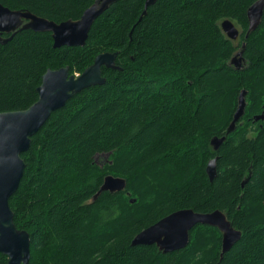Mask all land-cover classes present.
I'll return each mask as SVG.
<instances>
[{
    "label": "trees",
    "instance_id": "16d2710c",
    "mask_svg": "<svg viewBox=\"0 0 264 264\" xmlns=\"http://www.w3.org/2000/svg\"><path fill=\"white\" fill-rule=\"evenodd\" d=\"M95 1L0 3L60 23ZM255 1L155 0L142 14L145 0H118L82 46L54 48L48 31L2 33L0 112L30 106L47 69L81 73L102 52H117L120 67L102 66L105 82L53 111L21 155L25 168L9 205L15 226L29 233L28 264H264V119H253L264 109V10L245 37ZM224 19L238 28L235 40L223 32ZM239 50L237 68L230 60ZM242 90L244 112L227 131ZM214 136L225 137L218 150ZM215 156L210 181L206 165ZM108 174L126 187L93 199ZM182 208L222 211L239 240L221 254L219 229L197 224L180 250L131 245ZM0 264H7L1 253Z\"/></svg>",
    "mask_w": 264,
    "mask_h": 264
},
{
    "label": "water",
    "instance_id": "95a60500",
    "mask_svg": "<svg viewBox=\"0 0 264 264\" xmlns=\"http://www.w3.org/2000/svg\"><path fill=\"white\" fill-rule=\"evenodd\" d=\"M116 1L118 0H96L84 9L77 20L60 23L27 10L10 9L0 3V42L7 40L1 37L2 33L13 34L19 29H31L35 32H50L54 48L82 46L95 19ZM154 1L145 0L142 14L146 13V8ZM263 10L264 0H256L248 7L245 37L258 27ZM221 28L229 39L235 40L239 35L238 28L228 19L221 21ZM116 55L117 52L97 54L93 62L78 76L70 74L68 66L47 69L36 88L37 99L30 106L21 110L0 112V253L7 257V264H28L30 258L29 233L15 226L13 211L9 205V198L17 190L24 172L25 161L22 153L28 150L31 137L44 125L53 111L61 108L69 98L81 90L105 82L106 79L101 74L102 66L120 69L115 65ZM242 59V50H239L232 56L230 63L240 68ZM245 93L246 91L242 90L238 95L237 106L227 131L234 128L235 122L244 112ZM253 119L263 120L264 109ZM224 138L214 136L210 140L213 150H218ZM217 158L218 156L211 158L206 165V174L210 181L216 177ZM125 187L126 180L123 177L108 174L103 178L93 199L103 191L113 193ZM197 224L219 229L222 234L221 254L228 251L241 236V231L234 228L226 215L218 209L202 213L191 208H182L139 231L133 237L131 245H156L163 253L180 250L188 244L190 231Z\"/></svg>",
    "mask_w": 264,
    "mask_h": 264
},
{
    "label": "flooded vegetation",
    "instance_id": "af4514ba",
    "mask_svg": "<svg viewBox=\"0 0 264 264\" xmlns=\"http://www.w3.org/2000/svg\"><path fill=\"white\" fill-rule=\"evenodd\" d=\"M263 98H264V97H263ZM261 106L264 107V101H263V103L261 104Z\"/></svg>",
    "mask_w": 264,
    "mask_h": 264
},
{
    "label": "built area",
    "instance_id": "2783aa9c",
    "mask_svg": "<svg viewBox=\"0 0 264 264\" xmlns=\"http://www.w3.org/2000/svg\"><path fill=\"white\" fill-rule=\"evenodd\" d=\"M78 75V73H75V76H77Z\"/></svg>",
    "mask_w": 264,
    "mask_h": 264
},
{
    "label": "rangeland",
    "instance_id": "374dc122",
    "mask_svg": "<svg viewBox=\"0 0 264 264\" xmlns=\"http://www.w3.org/2000/svg\"><path fill=\"white\" fill-rule=\"evenodd\" d=\"M237 52V51H236ZM96 159H99V157H97Z\"/></svg>",
    "mask_w": 264,
    "mask_h": 264
}]
</instances>
